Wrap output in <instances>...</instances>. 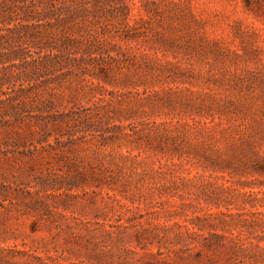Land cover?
Listing matches in <instances>:
<instances>
[{"label":"rangeland","instance_id":"obj_1","mask_svg":"<svg viewBox=\"0 0 264 264\" xmlns=\"http://www.w3.org/2000/svg\"><path fill=\"white\" fill-rule=\"evenodd\" d=\"M98 1L0 127V264H264V0Z\"/></svg>","mask_w":264,"mask_h":264},{"label":"trees","instance_id":"obj_2","mask_svg":"<svg viewBox=\"0 0 264 264\" xmlns=\"http://www.w3.org/2000/svg\"><path fill=\"white\" fill-rule=\"evenodd\" d=\"M105 6L98 0H0V127L17 121L35 81L48 77L66 53L81 54L87 39L105 35L114 19Z\"/></svg>","mask_w":264,"mask_h":264}]
</instances>
